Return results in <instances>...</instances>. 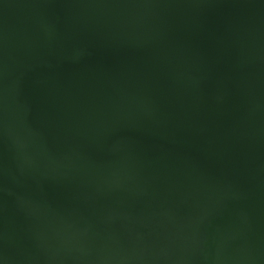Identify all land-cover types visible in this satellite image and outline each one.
Listing matches in <instances>:
<instances>
[{"label":"water","instance_id":"95a60500","mask_svg":"<svg viewBox=\"0 0 264 264\" xmlns=\"http://www.w3.org/2000/svg\"><path fill=\"white\" fill-rule=\"evenodd\" d=\"M0 264H264V0H0Z\"/></svg>","mask_w":264,"mask_h":264}]
</instances>
